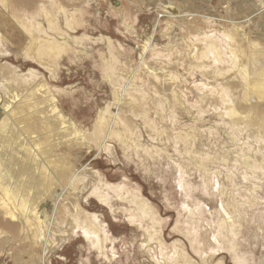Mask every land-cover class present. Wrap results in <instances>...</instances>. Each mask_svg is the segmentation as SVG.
I'll list each match as a JSON object with an SVG mask.
<instances>
[{
	"label": "rangeland",
	"instance_id": "1",
	"mask_svg": "<svg viewBox=\"0 0 264 264\" xmlns=\"http://www.w3.org/2000/svg\"><path fill=\"white\" fill-rule=\"evenodd\" d=\"M263 48L264 0H0V65L18 77L0 70V98L18 92L20 128L58 172L44 237L0 211V264H235L233 224L258 264L264 120L229 85L264 110Z\"/></svg>",
	"mask_w": 264,
	"mask_h": 264
},
{
	"label": "bare ground",
	"instance_id": "2",
	"mask_svg": "<svg viewBox=\"0 0 264 264\" xmlns=\"http://www.w3.org/2000/svg\"><path fill=\"white\" fill-rule=\"evenodd\" d=\"M233 27H235L236 30L239 29L236 24L233 25ZM238 34L245 38V35L242 32ZM227 36L230 39L231 35L229 32H227ZM247 40L249 41V39ZM55 49L56 48L52 47V49L50 50H55ZM206 52L212 53V55H214L218 63L232 62V61L235 62L236 60L235 52L233 51V49L231 48L229 49L227 44L225 47L214 44V46H210L206 48L205 53ZM258 52L259 50L255 53L252 52L253 64L264 60V56L260 55ZM7 67H8L7 65H0V70H4L9 75H12L13 78L18 79V77L15 74H12L11 69ZM244 71H246L245 68ZM262 75L264 76V70ZM255 82H259L261 84L255 83L256 86L254 88L250 87L252 91H259L258 90L259 88H264V79L262 81H255ZM229 86L231 88L232 95L236 99V108L238 113H243V112L250 113V112H254L255 110V112L258 113L259 116L261 117L259 120L260 121L264 120V116H263L264 110L262 108L254 107L256 102L258 103V101L255 99V97L257 96L254 97L253 94L247 93L245 94V96L242 97L241 95V97L239 98L238 94L235 92L236 86H234L233 84H230ZM7 94L8 95L6 98H4V96L0 98V136L9 134V137L8 139L0 138V155L13 158L14 167L10 166V164H4L2 166L1 175L2 177L6 178V182L0 183V211L3 213V215L10 217L13 220V222L18 221V224L21 225L22 229L30 233L31 240L34 242V239L37 234L34 233L32 227L35 226L37 229L38 228L41 229L40 233L44 237V232H48L49 228L53 223V218H52V216L54 215V212L52 211L53 207L50 208V205L52 204L53 200L50 203L47 202V205L44 206L42 201H46V199L41 195L40 191L45 190L46 194L44 196L50 194L47 190V186H48L47 182L50 181L51 179H54V182L56 183L58 172L54 170L52 167L53 161L43 159L41 152H38L35 143L30 142V138L32 140L31 137L32 133L30 134V132L22 130L20 128V125L23 120L22 118H20V115L22 114L24 105L19 102L17 103L18 92L10 88ZM38 100L40 104H45L42 103L40 99ZM101 118L102 117L99 116V120L97 124L104 125L105 122ZM40 119H41L40 116H38L37 121H39ZM251 119L252 118H250V120ZM251 123L254 124V121H251ZM41 124H42V120L40 121L39 125ZM43 126L46 128L45 124ZM100 130L102 129L101 128L96 129L94 136L96 135L100 136L98 135V132L100 133ZM107 130L108 132L104 130L102 134L106 135V133L112 132L111 127L107 128ZM30 154L33 155V158L30 157ZM57 155L58 154L56 153V156ZM65 166L66 169L68 170L71 169V166L68 163H66ZM42 185L43 187H41L40 189V186ZM49 196H51V194ZM14 200L17 201V204H19L21 208L20 207L15 208ZM256 229L257 231L251 229L247 239L250 241L252 245L255 246H258L260 244L264 245L263 243L264 224H256ZM231 230L233 233L232 239H234V248H233V243H231V247L234 251L233 258H235V264H252L253 262L256 263L257 260L255 259V256H253L251 250L246 249L242 254H238V251L236 250L235 246L238 244V242H240L239 238L237 237L240 230L235 226V224H233ZM258 264H264V248L260 256L258 257Z\"/></svg>",
	"mask_w": 264,
	"mask_h": 264
},
{
	"label": "water",
	"instance_id": "3",
	"mask_svg": "<svg viewBox=\"0 0 264 264\" xmlns=\"http://www.w3.org/2000/svg\"><path fill=\"white\" fill-rule=\"evenodd\" d=\"M166 11H168L166 8H164ZM170 12H173L174 14L178 13L177 8H175L174 6H171V8L169 9Z\"/></svg>",
	"mask_w": 264,
	"mask_h": 264
}]
</instances>
